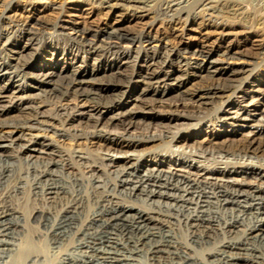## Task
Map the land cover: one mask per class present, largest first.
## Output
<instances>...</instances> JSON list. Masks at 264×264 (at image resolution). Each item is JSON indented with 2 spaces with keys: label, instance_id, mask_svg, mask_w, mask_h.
Instances as JSON below:
<instances>
[{
  "label": "bare ground",
  "instance_id": "1",
  "mask_svg": "<svg viewBox=\"0 0 264 264\" xmlns=\"http://www.w3.org/2000/svg\"><path fill=\"white\" fill-rule=\"evenodd\" d=\"M155 1L0 0V264H264V75L237 63L264 62V0H162L171 46Z\"/></svg>",
  "mask_w": 264,
  "mask_h": 264
},
{
  "label": "rangeland",
  "instance_id": "2",
  "mask_svg": "<svg viewBox=\"0 0 264 264\" xmlns=\"http://www.w3.org/2000/svg\"><path fill=\"white\" fill-rule=\"evenodd\" d=\"M14 1H17V0H1V2L3 3V9H5V7H8V4H9V2L11 3V2H14ZM34 1V3H36V6L37 7H42V6H46V5H59L58 7H60L61 5L62 6H67V7H69L73 2V0H33ZM159 2H157V1H155L154 2V4H152L153 5V7H152V11L154 12V15H156V16H159L158 17V20H157V22L155 23L156 24V30L158 31V33H159V35H162L163 37H165V39L167 40H165V43L167 44V45H170L169 44V40L171 41L170 43H174V41H175V37H174V32H175V27L173 28V25L172 24H170V22L168 21V19L167 18H163V20L165 21H163L162 19H160V18H162L163 16H160V15H157L158 14V10H156V9H158L159 8V6H160V4H162L163 2H162V0H158ZM161 1V2H160ZM164 1V0H163ZM20 2H22V3H25L26 2V0H18V5L20 4L21 5V3ZM160 3V4H159ZM159 4V5H158ZM246 8L244 9V11H245V14L244 15H232V14H229V15H226L227 13H222V14H220L221 15V18H222V15H223V18L225 19L226 18V20H227V24L229 25V27L230 28H232L234 31H236V33H237V30H238V37H237V41L239 40L240 42H245V41H249V40H251L253 37H255V36H257V35H259V33H261V31H262V28H263V24H262V22H258L259 20H257V19H254V20H252V19H247L246 18V16L247 15H249V14H251V11H252V8H251V6L250 5H246L245 6ZM1 10H2V8H1ZM156 11H157V13H156ZM95 14H93V16H92V19H91V21H94V24H98V25H102V23L105 21L104 20V17L99 13V11H97V10H95V12H94ZM156 13V14H155ZM100 15V16H99ZM226 16V17H225ZM235 16H237V17H235ZM102 17V18H101ZM230 17V18H229ZM238 17H240V18H238ZM52 18V19H51ZM100 18V19H99ZM228 18V19H227ZM54 20V17L53 16H50V15H46V17L44 18V19H42V21H46V20ZM166 19V20H165ZM233 19V20H232ZM103 20V21H102ZM230 20H232V21H230ZM98 22V23H97ZM169 22V23H168ZM242 22V23H241ZM160 23V24H159ZM164 23V24H163ZM231 24V25H230ZM252 24V25H251ZM160 25V26H159ZM165 25V26H164ZM263 25V26H262ZM238 27V28H237ZM259 27V28H258ZM165 28V29H164ZM167 28V29H166ZM244 29V30H243ZM258 29H260V30H258ZM167 30V31H166ZM171 32V33H170ZM242 34H241V33ZM246 32V33H245ZM45 33H47L48 34V36H50V37H54V35H51V34H53V31H52V29H49V28H47V29H45ZM165 33V34H164ZM169 33H170V35H169ZM250 35V36H249ZM245 36V37H244ZM174 39V40H173ZM173 40V41H172ZM155 44V45H154ZM153 45L154 46H160V44H158V43H154ZM157 44V45H156ZM247 44V43H246ZM172 45V44H171ZM170 45V46H171ZM249 45V44H248ZM257 58V59H256ZM254 57V58H249L248 60L246 59H243V60H241V61H239V62H237L238 63V65H243L245 68H249L250 70L252 69V71H254V76L255 77H258V78H260V77H262L263 75H264V62H263V60H262V58L261 57ZM248 61V62H247ZM63 119V121H65V117L64 118H62ZM217 129H220V130H225V129H228V127L227 126H221V125H219L218 127H217ZM159 131H161V130H158L156 133H160ZM251 130H249V129H246V130H243V131H240V132H242V133H245V134H248V132H250ZM257 132V131H256ZM78 134V135H77ZM50 135H53V134H50ZM80 133H74V132H71V134L68 132V135H66V138L65 137H62L61 139H60V137H56V136H54L53 135V137H54V139L55 140H60L61 141V143H62V146L64 147V149H67V150H69V151H73L74 149H76V148H79V147H81L82 149H89L91 152L93 151V154H94V151H95V148L93 147V145L92 144H90V141H92V140H84V139H81L80 138ZM167 141L169 142L170 140H163V141H160V142H158V143H156L157 145H164V143H167ZM164 142V143H163ZM175 144V143H174ZM166 148H168L167 146L165 147V149ZM26 167V166H25ZM24 167V170L23 171H25V168ZM84 170V169H83ZM32 179V176L30 177V179H28L27 180V182H28V187L26 188V192H27V196H26V198L25 197H23V199H20L19 201H16L15 203L17 204V205H19L21 208H22V211L27 215V216H30V214H32V211L35 209V208H41V207H45L46 206V208L47 207H50V204H49V202H47L46 201V198L44 199V197L43 196H41V195H38L37 197H35V195L32 193V184H31V180ZM88 180V179H87ZM85 181V184L87 185V187H88V189L87 190H90L91 188H90V185H88V181ZM26 181V180H25ZM31 185V186H30ZM85 185V186H86ZM31 187V188H30ZM31 189V190H30ZM28 191H29V193H28ZM31 192V193H30ZM83 194V193H82ZM45 201H46V203H45ZM95 207H96V205H95V202L93 201V200H91L90 201V203H89V205H88V211H92V210H94L95 209ZM59 209H60V206L59 205H57V207H53L52 206V210H51V212L52 213H56V211H59ZM35 233L36 232V230H33L32 231V233ZM191 231H189L187 228H185L184 226H182L180 229H177V231H176V235H177V237H178V239H180V241H182V242H186V243H188V244H191V234L192 233H190ZM33 233V234H34ZM42 249H41V248ZM212 247V246H211ZM217 247V246H216ZM209 249H214V247L213 248H209ZM36 250L37 251H42L43 250V252L45 253V254H47L48 253V255L49 256H52L53 255V253L50 251V249L48 248V246H46V245H44L43 247H42V245L41 244H39V246H37L36 247ZM210 251V250H209ZM209 251H204L203 253L201 252V254L199 253L198 254V257L200 258V259H206V258H208V253H209ZM60 254H61V252H58V254H55V255H53L54 257H52L53 259H56V258H58V257H60ZM58 255V256H57Z\"/></svg>",
  "mask_w": 264,
  "mask_h": 264
}]
</instances>
